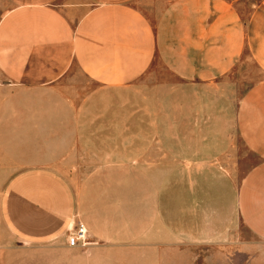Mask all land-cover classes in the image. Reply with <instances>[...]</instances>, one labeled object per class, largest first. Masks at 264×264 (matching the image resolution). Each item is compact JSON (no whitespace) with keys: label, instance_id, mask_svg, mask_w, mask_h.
<instances>
[{"label":"crops","instance_id":"1","mask_svg":"<svg viewBox=\"0 0 264 264\" xmlns=\"http://www.w3.org/2000/svg\"><path fill=\"white\" fill-rule=\"evenodd\" d=\"M237 2L0 0V169L14 145L23 156L34 123L9 115L7 93L50 91L73 66L119 97L105 126L131 146L117 155L128 165L97 169L79 194L47 167L5 183L0 227L22 246L17 264H169L170 250L187 244L220 245L232 264H248L251 244L237 225L263 246L264 264V0L245 20ZM155 62L176 82L156 74L143 98L135 83ZM246 80L234 110L217 103L219 82L233 96ZM228 121L257 159L235 193L216 154L203 151ZM77 218L94 242L85 249L63 240Z\"/></svg>","mask_w":264,"mask_h":264},{"label":"rangeland","instance_id":"2","mask_svg":"<svg viewBox=\"0 0 264 264\" xmlns=\"http://www.w3.org/2000/svg\"><path fill=\"white\" fill-rule=\"evenodd\" d=\"M257 1L238 0L237 7L243 20L246 19L248 10ZM143 2L141 1V3ZM249 67L252 68L251 64H249ZM156 74L159 81L176 82V79L167 73L160 63L155 62L151 69L135 83L143 98L146 88L152 86L153 77ZM255 76L257 75L251 69L250 82L254 80ZM230 78H232V75ZM1 81L0 77V84ZM246 84H249L247 80L241 82V88L238 90L237 95L231 96V92L227 88L225 89V83L223 81L219 82L217 103L219 105L225 103V107H231L230 105H232L231 108L234 110L236 100L245 90ZM49 88H51L50 91L14 90L8 92L5 97V102L11 105V108L13 107L9 115L16 117L19 114H24L26 122L34 121V123H31L32 129H29L31 138H28V136L25 138V140L30 139L31 142L25 145L23 156L19 147L14 145L10 158L1 166L0 193L5 183L17 172L31 167H47L66 178L79 194L88 180L92 178L91 174L95 173L97 169L124 166L131 162L129 160L119 161L117 156L119 151L128 154L131 146L127 144L121 147L115 143L114 137L117 135V130L105 126L117 119L116 112L111 105L119 97L113 95L114 93L106 95L107 92L89 80L75 66ZM107 97L110 106L109 104L97 105L98 99H102L103 102L107 103ZM18 110H21V112ZM15 120L19 119L16 118ZM230 124L231 122L228 121L226 122L227 126L219 127L217 133L218 143L213 144V141L212 144L204 143L203 151L216 154L217 159L212 162L218 166L221 173L219 177H224L226 183L233 187L235 193L241 178L248 169L257 163V159L246 150L237 137L235 129L230 128ZM120 130L118 132L121 135H127L126 137H128L129 128ZM106 137L113 142H103ZM140 148L144 150V145H138V150ZM78 221L77 218L73 225ZM233 231L235 235H239L244 240L247 239L251 244L248 264H259L260 257H262L259 255V243L241 225H237ZM67 237L68 231L63 240L67 241ZM90 241L94 244L91 239ZM236 249L234 247V251ZM21 250V244L0 227V264H17L22 261L24 256ZM165 259L169 260V264H232L229 249H225L220 245L209 244H187L179 249L172 248L169 256ZM240 262L239 259H235L233 264H240Z\"/></svg>","mask_w":264,"mask_h":264},{"label":"built area","instance_id":"3","mask_svg":"<svg viewBox=\"0 0 264 264\" xmlns=\"http://www.w3.org/2000/svg\"><path fill=\"white\" fill-rule=\"evenodd\" d=\"M66 242L69 247L82 249H85L87 246L93 244L90 241V237L85 225L81 221H78L75 225L70 227Z\"/></svg>","mask_w":264,"mask_h":264}]
</instances>
